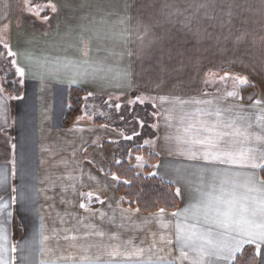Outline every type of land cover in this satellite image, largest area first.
<instances>
[{
  "label": "crops",
  "instance_id": "crops-1",
  "mask_svg": "<svg viewBox=\"0 0 264 264\" xmlns=\"http://www.w3.org/2000/svg\"><path fill=\"white\" fill-rule=\"evenodd\" d=\"M186 15L200 20V75L173 82L150 79L146 70L142 82L138 53L125 45L140 33L124 23ZM0 42L21 87L19 95L7 92L0 74V264H232L247 244L264 264V241L254 237L228 233L230 254L201 257L184 248L187 259L177 240L193 230L224 231L202 212L184 213L210 190L214 174L218 184L232 168L213 158L217 149L192 142L210 135H196L200 121L236 140L243 139L237 128L264 135V0H0ZM71 87L154 109L155 134L142 145L158 156L151 173L176 187V211L144 213L124 203L116 177L96 165H107L108 145L129 136L106 114L94 120L97 113L85 105L64 126ZM189 124L195 127L185 131ZM245 147L264 158V144L253 139ZM232 171L242 180L253 170ZM254 171L261 177L260 167Z\"/></svg>",
  "mask_w": 264,
  "mask_h": 264
},
{
  "label": "snow or ice",
  "instance_id": "snow-or-ice-1",
  "mask_svg": "<svg viewBox=\"0 0 264 264\" xmlns=\"http://www.w3.org/2000/svg\"><path fill=\"white\" fill-rule=\"evenodd\" d=\"M50 6L53 11L56 10L55 5ZM84 54L87 55V52ZM9 55H14V53L9 52ZM18 71L20 75H23V69ZM228 95H235V93ZM220 114L217 112V116ZM200 124L201 128L197 130L196 135L199 136L201 132L210 133V135H205L203 139H195L192 142L217 149V152L212 154L213 158L220 164L230 165L232 168L224 169L225 174L218 184L214 174L210 190L202 193L196 204L184 210L186 217L194 216L197 211L202 212L206 222L211 220L215 228L224 230L214 232L213 228H207L199 233L193 230L189 235L177 236L181 245V256L184 259L188 258V253L183 250L184 248L197 252L201 257L205 254L216 255L219 250L230 254L232 249L224 237L232 232L264 241V177L257 176L254 171L257 167L264 170V163L256 162L264 158L256 155L255 148L245 147L253 139L264 144V135L250 133L247 129L240 131L237 128L236 134L243 139L236 140L232 133L219 130L215 125L207 127L205 121H200ZM233 124L234 121L224 124L223 127L232 128ZM194 127L195 125L189 124L185 131H190ZM191 158H195V153H192ZM208 158L209 153L205 152L204 159ZM233 168L252 169L253 171L243 173L241 180V173L232 171ZM229 171H232L231 176L227 174ZM173 215L178 214L173 213ZM177 227L179 228V225ZM191 228L194 229L195 225ZM135 254H142V250ZM89 264L92 262L89 261ZM191 264H201V262L194 259Z\"/></svg>",
  "mask_w": 264,
  "mask_h": 264
},
{
  "label": "rangeland",
  "instance_id": "rangeland-1",
  "mask_svg": "<svg viewBox=\"0 0 264 264\" xmlns=\"http://www.w3.org/2000/svg\"><path fill=\"white\" fill-rule=\"evenodd\" d=\"M182 17L188 19L124 23V30H133L134 25L135 34L138 30L140 33L139 37L126 38L125 45L128 46V42L131 43L138 53L142 82L147 80L144 73L146 70L150 73V79L167 78L173 82L181 78L200 75V20L193 19L196 15ZM62 25L63 30L68 24L62 23ZM135 57L137 58L136 55ZM5 60H8L9 67L6 64L5 68ZM136 65L135 63V67ZM0 69L3 70L4 75L12 72L10 58L0 55ZM13 73L15 75V71ZM141 99L147 100L145 96L138 97V100ZM141 103L136 104L135 101L130 103L127 100L105 102L99 97L83 96V108L85 105L88 110L93 109L98 114H95L94 120L101 119V114H106L107 122L121 128L129 136L128 139L122 140L126 144L127 142L142 143L144 133L149 135L153 132L152 120L155 117V111L149 104ZM106 153L109 161L114 159V148L111 144L108 145ZM138 158L137 160L134 158L133 166L139 170L146 164V159L143 156Z\"/></svg>",
  "mask_w": 264,
  "mask_h": 264
},
{
  "label": "trees",
  "instance_id": "trees-1",
  "mask_svg": "<svg viewBox=\"0 0 264 264\" xmlns=\"http://www.w3.org/2000/svg\"><path fill=\"white\" fill-rule=\"evenodd\" d=\"M4 52V46L0 42V54ZM8 66V60L4 61L6 68ZM9 67V66H8ZM14 70L10 74L4 75L3 70L0 69V74L4 78V89L7 92H11L15 95H19L21 87L13 80ZM85 91L79 87H71L69 90V107L67 108L63 117V125L69 126L74 119L83 112V96ZM97 122H103L102 119H97ZM155 131L153 129L152 134H145L144 137H153ZM104 145V144H103ZM114 148V159L108 162L107 165L97 164L98 168H109L110 172L118 180L117 192L123 198L126 205L137 209L144 213H154L158 211L174 212L177 210L180 204V198L176 191V187L167 181L159 178L151 173L149 164L157 162L158 156L142 143H124L120 141L118 143H111ZM124 147V149H122ZM104 153V146H103ZM127 154H129L127 156ZM104 155V154H103ZM137 155H142L147 165L142 169L137 170L132 166L131 162ZM118 158V159H117ZM117 159V161H116ZM261 177H264V170L260 171ZM15 239H17L19 230H15ZM258 260L256 249L254 245L247 244L236 255L232 264H256Z\"/></svg>",
  "mask_w": 264,
  "mask_h": 264
}]
</instances>
